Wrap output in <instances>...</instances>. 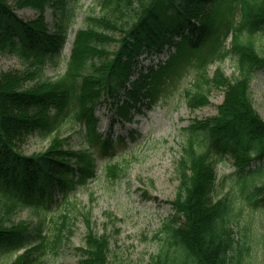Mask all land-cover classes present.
Instances as JSON below:
<instances>
[{
    "label": "trees",
    "instance_id": "trees-1",
    "mask_svg": "<svg viewBox=\"0 0 264 264\" xmlns=\"http://www.w3.org/2000/svg\"><path fill=\"white\" fill-rule=\"evenodd\" d=\"M69 1L0 0V53L25 64L24 69L0 72V253L25 247L8 264H44L45 249L60 245L65 228L46 240L40 222L36 234L41 240L34 243L29 224L15 223L12 216L23 207L48 209L57 193L67 196L77 183L94 177L95 145L110 148V139H103L97 128L98 105L105 102L118 117L130 119L131 106L155 98L169 77L194 60L198 76L196 88L186 91L188 104L202 107L212 86L224 88L225 97L215 116L189 126L176 167L174 212L164 221L165 243L151 262L231 264L238 249L236 264H241L242 248L232 226L240 211H234L228 195L217 196L216 165L232 158L242 174L241 191L252 186L250 198L263 195L264 118L254 107L250 86L264 68L259 36L264 34V0H98L100 14L78 30L66 72L43 78L46 62L57 58L66 40ZM22 7L36 9L37 16L24 19L16 12ZM48 7L61 12L53 28L46 19ZM230 32L227 47L223 42ZM112 41L117 46L110 50ZM167 45L174 50L165 62L140 67L142 54L163 52ZM229 56L236 59L238 74L228 76L221 65L209 74L211 60L224 62ZM71 111L86 124V147L66 148L57 134L46 149L23 151L30 134L52 132ZM255 160L262 165L250 169ZM108 164L106 174L113 180L125 171L119 161ZM87 215L80 262L110 264L108 236L96 233Z\"/></svg>",
    "mask_w": 264,
    "mask_h": 264
},
{
    "label": "rangeland",
    "instance_id": "rangeland-1",
    "mask_svg": "<svg viewBox=\"0 0 264 264\" xmlns=\"http://www.w3.org/2000/svg\"><path fill=\"white\" fill-rule=\"evenodd\" d=\"M70 26L68 40L62 49L57 63L49 61L44 66V77L56 78L67 69L72 42L78 29L88 27L89 17L98 16L100 7L98 0H70L67 7ZM26 20L35 18L36 9L22 7L16 10ZM48 22L52 27L57 19L50 8L46 11ZM264 47V34H260ZM231 39H228L230 43ZM117 42L112 41L110 50L115 49ZM167 54L143 56L142 62L157 64L158 60H165ZM219 62L210 64L208 70L213 74ZM228 76L238 74L234 57H227L221 63ZM22 60L10 54L0 53V72L13 69H24ZM190 74H185L176 83L170 85L167 94L160 93V97L144 106L141 113H137L135 120L124 124L117 122L113 130L110 127L111 111L101 106L98 113L101 116V131L114 136L136 130L135 135L124 137L122 143L119 137L112 150L114 155H102L101 161L115 157L122 162H128L124 176L118 181H112L106 175L104 168L98 171L96 178L91 179L85 186H78L71 193L68 200L56 203L52 210L41 214L34 208H20L12 216L15 223L22 220L37 225L44 218L43 231L48 239H52L59 229H64L66 235L58 252L47 249L44 256L45 264H83L80 263L83 254L81 249L85 245L88 226L83 216L89 214L92 229L99 234L108 236L110 242V264H152L151 259L165 243L163 223L172 213L170 200L176 197L179 178L176 172L177 160L181 155L184 127L193 122L194 118L205 119L214 116L220 103L225 97V89L217 86L210 87V100L204 107L191 111L186 104V88H195ZM250 86L251 98L257 112L264 118V69L257 71ZM162 94V95H161ZM80 124L75 121L73 113L64 117L59 126L52 132L40 130L29 135L23 143V151L39 152L50 146L57 134L65 138L67 147L82 148L84 146L83 132ZM69 145V146H68ZM218 179L227 175L221 187L218 185L219 195L228 194L234 203V211L239 216L233 217V225L237 239L242 248L241 264H264V202H249L246 195L252 192V187L245 193L240 192L237 175H229L235 171L231 161L219 163L217 167ZM263 177L256 179L262 184ZM218 181V182H219ZM93 194V195H92ZM260 195L256 199H260ZM66 226V227H65ZM71 231H68L70 230ZM35 238H38L37 236ZM238 249L234 252L231 264H236ZM15 252L0 254V264H8L14 258Z\"/></svg>",
    "mask_w": 264,
    "mask_h": 264
}]
</instances>
